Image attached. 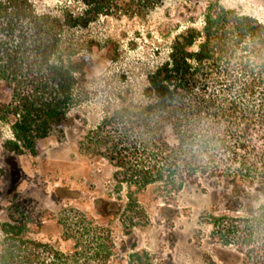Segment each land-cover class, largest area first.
<instances>
[{"label":"trees","instance_id":"trees-1","mask_svg":"<svg viewBox=\"0 0 264 264\" xmlns=\"http://www.w3.org/2000/svg\"><path fill=\"white\" fill-rule=\"evenodd\" d=\"M172 1L68 0L37 11L30 0H0V93L8 94L0 101V138L8 129L1 148L37 155L38 141L64 127L90 63L76 57L67 31L99 17L147 19ZM179 27L166 59L146 77L143 100L107 111L81 150L116 170L130 209L151 186L171 196L200 180L225 181L223 200L234 215L214 219L213 255L221 264H264V25L211 2L198 25L190 17ZM114 205L94 201L102 217ZM55 223L60 236L52 243L1 222L0 264H107L113 241L92 218L71 208Z\"/></svg>","mask_w":264,"mask_h":264},{"label":"rangeland","instance_id":"rangeland-1","mask_svg":"<svg viewBox=\"0 0 264 264\" xmlns=\"http://www.w3.org/2000/svg\"><path fill=\"white\" fill-rule=\"evenodd\" d=\"M30 2L37 11H55L68 0ZM211 2L264 25V0H174L147 19L99 17L66 32L76 57L88 56L90 63L77 79L64 127L38 141L37 155L16 156L0 146V223L25 225L26 235L54 243L60 236L55 222L72 208L110 236L107 264H221L213 255L218 244L211 232L215 218L234 215L223 200L225 181L200 180L171 196L151 186L138 194V209H130L114 179L116 170L80 146L107 111L143 100L146 77L166 59L175 27L183 28L190 17L198 25ZM0 101L7 102L8 94L0 93ZM1 132L0 145L8 138L7 127ZM96 199L115 205L102 217ZM41 220L46 226L37 229L33 224ZM132 253L138 258L130 259Z\"/></svg>","mask_w":264,"mask_h":264}]
</instances>
